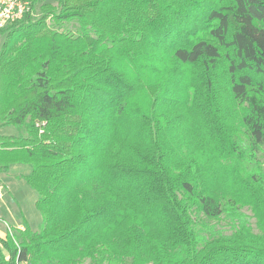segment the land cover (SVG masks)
I'll use <instances>...</instances> for the list:
<instances>
[{"label":"trees","instance_id":"trees-1","mask_svg":"<svg viewBox=\"0 0 264 264\" xmlns=\"http://www.w3.org/2000/svg\"><path fill=\"white\" fill-rule=\"evenodd\" d=\"M0 33V173L41 216L0 264H264V0H32Z\"/></svg>","mask_w":264,"mask_h":264},{"label":"rangeland","instance_id":"rangeland-1","mask_svg":"<svg viewBox=\"0 0 264 264\" xmlns=\"http://www.w3.org/2000/svg\"><path fill=\"white\" fill-rule=\"evenodd\" d=\"M45 2L55 3L56 0H44ZM38 4H36V9ZM36 14V13H35ZM33 14V16H35ZM192 29L200 27L201 22L197 19H191ZM4 35L0 33V42ZM18 128L15 126H5L0 130L1 134L18 135ZM10 169L0 173V184L3 187V197L0 201V207L8 214L4 215V219L10 224H20L21 213L27 217L29 225L33 229H38L41 222V216L34 206L37 198L36 192L26 183L24 175L31 169L30 165L13 164ZM28 171V172H27ZM23 222V221H22ZM23 224V223H22ZM13 227V226H12ZM3 228V226H2ZM4 230V228H3Z\"/></svg>","mask_w":264,"mask_h":264},{"label":"built area","instance_id":"built-area-1","mask_svg":"<svg viewBox=\"0 0 264 264\" xmlns=\"http://www.w3.org/2000/svg\"><path fill=\"white\" fill-rule=\"evenodd\" d=\"M32 0H0V29L9 23L21 19L29 11ZM3 197V187L0 184V201ZM0 225L3 226L5 234L11 233L12 225L0 216ZM22 228V227H18Z\"/></svg>","mask_w":264,"mask_h":264},{"label":"crops","instance_id":"crops-1","mask_svg":"<svg viewBox=\"0 0 264 264\" xmlns=\"http://www.w3.org/2000/svg\"><path fill=\"white\" fill-rule=\"evenodd\" d=\"M28 172V171H27ZM8 214V211H4L2 207H0V216L4 218V215ZM24 220L29 224L27 217L24 213H21V221L19 220L18 223L20 224H14L12 225L13 227H23L24 226ZM23 221V222H22ZM23 223V224H22ZM0 237L4 238L5 237V230H3L2 226L0 225Z\"/></svg>","mask_w":264,"mask_h":264}]
</instances>
